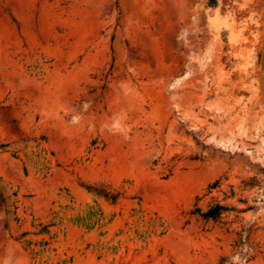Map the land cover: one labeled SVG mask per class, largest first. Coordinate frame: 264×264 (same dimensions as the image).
<instances>
[{
  "label": "rangeland",
  "instance_id": "374dc122",
  "mask_svg": "<svg viewBox=\"0 0 264 264\" xmlns=\"http://www.w3.org/2000/svg\"><path fill=\"white\" fill-rule=\"evenodd\" d=\"M210 2L0 0V264H264V0Z\"/></svg>",
  "mask_w": 264,
  "mask_h": 264
},
{
  "label": "trees",
  "instance_id": "16d2710c",
  "mask_svg": "<svg viewBox=\"0 0 264 264\" xmlns=\"http://www.w3.org/2000/svg\"><path fill=\"white\" fill-rule=\"evenodd\" d=\"M216 0H211V6H215L216 5ZM222 210V208L218 207L217 209H215L214 211H210L207 214H205L204 216L207 218H218L219 217V211Z\"/></svg>",
  "mask_w": 264,
  "mask_h": 264
}]
</instances>
